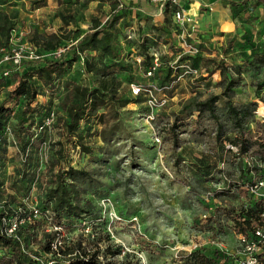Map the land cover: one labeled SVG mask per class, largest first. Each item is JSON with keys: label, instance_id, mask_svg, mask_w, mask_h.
Masks as SVG:
<instances>
[{"label": "rangeland", "instance_id": "374dc122", "mask_svg": "<svg viewBox=\"0 0 264 264\" xmlns=\"http://www.w3.org/2000/svg\"><path fill=\"white\" fill-rule=\"evenodd\" d=\"M219 1L226 5L228 2L236 4L226 6L234 26L232 33H213L211 40H208L209 35L204 38L206 43L201 47L200 56L193 62L198 70V78L185 79L167 93V102L153 111L152 120H148L150 113L145 102L141 101L140 104L131 102L124 108L107 106L101 113L102 123H89V133L81 125L78 132L91 154L80 161L78 168L88 174L81 187L85 190L83 198L90 202L93 213L83 219L80 226H74L69 237L80 235L86 250H92L91 237L88 235L91 227L102 226L100 247L102 250L105 246L118 249V261L128 257L138 261V264H192L193 258L187 255L200 249L217 264H239L245 258V248L239 236L233 232V223L221 210L245 204L248 197L258 198L264 194V190L250 191L243 197L235 189L231 195L219 196V192L224 188L226 190L228 185L241 184V176L247 169L251 170L254 181L264 174V164L260 163L257 154L249 152L239 156L227 142L223 143L221 139L219 143L216 138L219 122L216 119L223 123L224 133L232 136V127L226 123L224 98L216 103L215 117L204 112L199 119L196 116L191 118L189 110H184L189 102H202L222 92V88L217 85L221 81L220 69L208 73L212 69L211 64L202 58L214 57L218 62L224 59L229 65H240L245 61L252 63V55L264 49V5L259 4L258 0ZM97 6L89 4L83 10L72 11L78 21L75 26L64 28L54 17L56 6L50 2L38 10L30 9L29 0L10 2L0 7V10L9 16L13 31L8 43H0V46H32L30 40L38 42L39 35L55 34L61 38L60 45L65 44L64 48L67 49L66 42L71 37L66 32L76 26L82 31L86 30L89 17L99 16ZM102 12H108L105 4L102 5ZM135 14L129 13L127 17L133 27L131 17ZM151 24L152 21H146L143 29L137 25L135 39L131 43H127L124 37L130 27L128 24L123 30L113 29L114 47L132 57L141 54L145 48L140 45L139 39L144 37L148 29L146 27ZM229 29L227 25L222 27L223 31ZM197 37L200 39V35ZM153 38H158L159 45L155 50L161 60L164 63L173 61L179 49L175 34L164 33ZM228 41H232L231 48L227 45ZM38 54L41 55L40 52ZM65 54L68 59L69 49L65 50ZM259 62L245 66L247 69L242 74L232 100L235 105L254 103L255 120L262 123L264 89L257 91L256 88L264 84V62ZM80 68L79 62L71 64L65 79L89 85L91 77L83 76L79 72ZM128 76L120 77L124 88L120 91L126 99L131 98L130 90L125 87L127 78H130ZM139 76L140 73L134 67L131 77L143 82L142 76ZM9 77L15 81L11 75ZM10 80L0 76V106L9 109V131L2 134L5 142L0 151V182L11 188L6 192L14 199L13 203L21 202V197L27 193L28 200L22 202L33 205L41 198L37 182L40 181L41 186H44L48 179L43 161L53 162L55 168L62 164V161L55 160L56 147L51 144L61 143L64 157L71 162L76 161L77 156L70 140L63 141L64 134L59 127L57 130L53 127L44 134L36 131L34 123L40 118L37 113L29 115L25 121L31 124L32 120L33 125H30L25 137L32 145L24 149L27 167L23 168L20 163L22 155L19 154L23 151L12 136L22 103L13 105L8 101L7 93L14 85ZM63 92L57 90L53 92V97L47 93L46 98L37 96L35 103L44 105L46 109L55 108ZM174 125L176 129L171 131L170 127ZM250 126L257 132L253 124ZM156 134L159 144L154 141ZM199 162L213 166L209 175L196 173L194 165ZM25 170L27 173L17 179L19 173ZM140 238L165 249L161 254L145 253L137 245Z\"/></svg>", "mask_w": 264, "mask_h": 264}, {"label": "trees", "instance_id": "16d2710c", "mask_svg": "<svg viewBox=\"0 0 264 264\" xmlns=\"http://www.w3.org/2000/svg\"><path fill=\"white\" fill-rule=\"evenodd\" d=\"M14 1L19 0H0V7H4ZM52 1L58 7L54 17L62 23L64 28L75 26L78 21V17L75 18L72 11L83 10L91 2L96 1L98 3L96 12L99 13V16L89 17V26L86 31H82L76 26L66 32L71 37V40L67 39L68 41L66 42L67 49L70 51L68 59L65 58L67 53H64L57 60L44 58L42 61H27L21 65L19 72H10L7 77L0 76L4 80H10V75L11 79H15V81L10 80L14 85L7 93V99L13 105L22 103L18 118L13 125L12 136L23 151L19 153L20 156L22 155L20 163L23 165V168L27 167V155L24 149L28 145H32L28 140H25V137H27L30 125H33L32 120L30 121L31 124H27L25 121L29 115L38 113L40 118L34 123L35 129H37L42 126L44 117L50 111H53L55 116L50 129L55 127L57 130L59 127L63 131V141L69 142L70 140L77 160L71 162L64 157L65 152L61 143L54 142L52 143L53 145L51 144L52 147H56L54 149L55 160L62 161L63 165L61 164L60 166L59 164V167L55 168L53 162L45 161V173H47L48 179L44 183V186H41L40 181L37 182V188L41 190L38 211L42 217L44 216L42 220L26 221V217L29 214L25 210L26 207L22 201L28 200V194L25 193L21 197L23 199L21 202L13 203L14 199L6 192L7 186H4L0 182V215L5 214L22 219V223L18 226L15 233L16 239L0 236V264H138V261L128 257L118 261L117 258L120 256V251L113 246H105L104 250L101 249L99 242L101 241L102 226L91 227L88 234L91 237L92 243V250L90 251L86 250L83 246L80 235L75 238L69 237L72 228L80 226L82 220L93 213L90 202L83 198L85 190L81 187L86 182L88 174L82 168H78L80 161L84 157L89 156L91 151L83 144L82 137L78 131L81 125H84L89 133L90 122L102 123L101 113L107 106L116 109L118 107L124 108L131 102L137 104H140L141 101L145 102L143 96L131 97L129 99L122 96V92L120 91L124 89L122 80L120 79L122 75L130 76V78H127L125 86L128 89L132 83L145 85L149 80L159 87L169 84L173 73L172 68L167 65L169 62L164 63L161 60L163 67L155 72L152 79H146L143 72L150 66L151 62L148 49H155L159 45L158 38L153 37H159L160 34L169 33L168 29L171 30L172 9L166 5L162 14L164 16L163 25L147 26L146 28L148 29L144 37L139 39L140 45L145 48L141 54L137 55L144 56L143 69L139 70L136 64L132 62V56L124 54L122 49L118 50L113 45V29L123 30L128 25L130 26L129 18H127L129 12L126 6L123 4V8H117L118 4L122 1ZM46 2L47 0H29V6L32 10H38L44 8ZM258 3L264 5V0H258ZM103 4L108 7L107 13L102 12ZM227 4L231 7L236 5L229 2ZM147 20L143 21L146 22ZM139 27L143 29L142 26ZM12 31L13 23L7 13L0 10V43L2 45L8 43ZM147 33L149 36H147ZM171 34L174 33L172 32ZM206 36L200 35V50L202 45L206 43L204 40ZM124 37L126 39V34H124ZM209 37L208 40H211L212 35H209ZM37 38L39 39L38 42L30 40V43L41 54H47L60 47H65V44L60 45L61 38L55 34H42ZM125 41L131 43L133 40L126 39ZM227 45L231 48L232 41H228ZM7 47L0 46V48ZM199 56L200 54L185 59H189L191 65L195 67L193 62ZM252 57V63L245 61L240 65H229L224 59L218 62L214 57L202 58L203 61L211 64L212 69L208 70V73H211L216 68L220 69L221 81L217 85L222 88V92L219 95L210 96L202 102H189L184 106V110H189L188 115L191 118L196 116L199 119L204 112L215 117L216 103L220 102L221 98H224V108L227 115L226 123H229L232 127V131L230 132L232 136H227L224 133L223 123H220V120L215 118L219 122L216 134L219 143L221 144V139L223 143L227 142L231 148H234L238 152L239 156H245L249 152L254 155L257 154L260 156V163L264 164V121L259 123L255 120L253 112L256 105L254 103L235 105L232 100L242 74L247 69L245 66H250V64L255 65L260 63L259 61L264 62V49L259 53H255ZM76 62H79L81 65L79 72L85 77H91L89 85L65 79L71 64ZM134 67L140 73L139 77L142 76L143 82L134 80L131 77ZM213 75L217 77L216 74ZM202 80H206V78ZM263 89L264 84L256 88L257 91ZM57 90H64V92L62 97L57 100L59 102L55 108L46 109L44 105H36L35 98L37 96L46 98L45 95L47 93L53 97V92ZM169 92H172V90ZM8 117L9 109L0 106V151H2L5 142L2 134L5 133V128H8ZM251 124L254 125L259 133L251 129ZM175 129V125L170 127L171 131H175ZM259 129L260 131H258ZM45 132H47L46 129L38 131L39 134H44ZM194 166L196 173L201 176L209 175V170L213 167L209 166L208 163L203 164L202 162ZM24 173L26 174L27 171H21L16 178L20 179ZM241 179V184H237V186L228 185L226 190L224 188V190L219 192V196L231 195L233 189L238 193H242L240 197L246 196L251 188L264 179V174L258 176L253 181L251 170L247 169L241 176ZM8 190H11V188ZM15 207H19L20 210H16ZM228 209L225 210L223 208L221 211L226 213L225 217L231 219L233 232L237 236L251 239L256 230L264 229V203L259 198L248 197L245 204L241 203L237 207L231 206ZM46 213L48 214L47 216ZM46 218H50V220ZM137 245H139L143 252L148 254H161L165 249L144 238H140ZM53 246L55 247L54 249ZM187 256L193 258L192 264H217L212 258L206 256L201 249ZM257 257L261 264H264V252L260 253Z\"/></svg>", "mask_w": 264, "mask_h": 264}, {"label": "built area", "instance_id": "2783aa9c", "mask_svg": "<svg viewBox=\"0 0 264 264\" xmlns=\"http://www.w3.org/2000/svg\"><path fill=\"white\" fill-rule=\"evenodd\" d=\"M151 4L157 5L159 15L163 14L165 6H169L172 9L170 28L171 32L175 34L177 46L179 52L175 59L170 61L167 65L172 68L173 73L168 85L159 87L153 81L149 80L145 85H138L132 83L129 85L130 95L133 98L143 96L145 99V105L150 114L147 116L148 120H152V113L154 110L160 108L167 102L166 93L173 90L175 86L181 83L185 79L198 78V70L193 67L189 59L201 53L200 44L201 41L197 37V31L195 28L194 18L190 14L186 4L183 1L187 0H147ZM118 9L123 8V3L118 4ZM126 39H135V28L132 26L126 31ZM66 48H58L47 54H38L36 49L30 45L24 44L22 47L12 48H0V75L7 77L10 72H19L21 65L27 61H42L44 58L59 59L65 53ZM148 55L151 58L150 66L144 70V77L146 79H152L155 72L163 67L161 58L154 48L148 49ZM132 62L136 64L139 70L143 69L144 56L132 57ZM54 113L50 111L43 119V124L38 127L36 131L44 130L48 131L54 121ZM8 128H5V132H8ZM155 136V142L160 143L158 134ZM45 163V161H43ZM257 189L264 190V179L260 180L253 188L251 192H255ZM258 198L264 203V194L259 195ZM40 200H37L35 204L29 205L24 203L25 210L28 211L26 221L42 220L43 217L39 213ZM16 210H20L19 207H15ZM264 212V211H263ZM23 213V211H22ZM48 214L46 213V216ZM50 220V218H46ZM22 223V219H18L15 216H8L5 214L0 215V236L6 238H17L16 230ZM239 241L245 248V258L239 262V264H261L258 259V255L264 252V229H258L254 232L251 239L243 238L239 236ZM58 245V244H57ZM55 247L53 246V249Z\"/></svg>", "mask_w": 264, "mask_h": 264}, {"label": "crops", "instance_id": "0c3cea01", "mask_svg": "<svg viewBox=\"0 0 264 264\" xmlns=\"http://www.w3.org/2000/svg\"><path fill=\"white\" fill-rule=\"evenodd\" d=\"M128 9L129 13L136 12L135 15L131 17L132 24L134 28L139 25L143 27L145 19L147 21H152L151 25L161 26L163 25L164 16L159 15L157 5L147 3L146 0H120ZM52 3L58 8L56 3L52 0H47V3ZM186 4L190 14L194 18L195 28L198 35H214L216 33H232L234 26L232 18L230 16V11L223 2L219 0H187ZM98 4L96 1L89 3ZM229 26L228 31H223V26ZM86 31V30H84ZM169 33H172L170 29L167 30ZM148 34V33H147ZM154 36V34L151 33ZM149 36V34L147 35Z\"/></svg>", "mask_w": 264, "mask_h": 264}]
</instances>
